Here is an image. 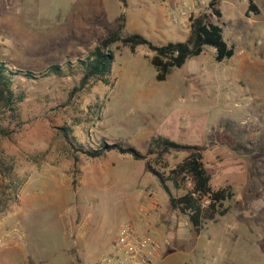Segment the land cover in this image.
Returning <instances> with one entry per match:
<instances>
[{"label": "rangeland", "instance_id": "1", "mask_svg": "<svg viewBox=\"0 0 264 264\" xmlns=\"http://www.w3.org/2000/svg\"><path fill=\"white\" fill-rule=\"evenodd\" d=\"M175 2L127 0L123 8L118 0H0V63L37 74L12 81L19 124L0 107V124L11 131L0 137V235H23L24 264H96L120 224L142 208L153 212L156 202L150 233L170 237L162 264H264V0L218 1L221 17L210 21L234 46L222 62L206 46L158 82L144 47L121 46L112 49L108 85L92 79L78 89L80 72L65 71L117 29L121 14L123 36L184 42L189 28L170 20ZM250 4L257 14L246 16ZM53 65L66 73L47 76ZM62 128L74 146L121 144L142 155L153 137L205 145L211 185L234 191L230 210L198 236L146 171L147 157L112 150L88 158ZM223 131L242 149L212 146ZM182 157L164 156L155 167Z\"/></svg>", "mask_w": 264, "mask_h": 264}, {"label": "trees", "instance_id": "2", "mask_svg": "<svg viewBox=\"0 0 264 264\" xmlns=\"http://www.w3.org/2000/svg\"><path fill=\"white\" fill-rule=\"evenodd\" d=\"M118 1L123 8L127 6V0ZM218 1L210 0L208 7L217 18H220L221 14L215 8ZM250 12L257 14V9L251 4L248 6L246 16ZM123 18V14L118 16L117 29L102 39L88 53L85 60L78 61L77 65L71 68L65 67L66 72H80L78 89L84 88L92 79L100 81L104 85L109 84L114 47L119 49L121 46H126L131 53H134L138 47H144L151 54L149 62L156 71L155 79L158 82L164 81L173 69L183 66L188 59L199 56L206 46L214 49V60L218 63L234 55V46H229L224 41L222 25L208 21L205 15L196 17L191 22L189 35L184 42H168L166 44H154L138 33L123 36ZM65 71L61 66L53 65L48 68L45 74L61 76ZM36 75L29 71L8 69L3 63H0V107L10 112L9 116L18 124L13 107L15 93L12 90V81L16 78L34 80L37 78ZM61 130L64 131L62 135L68 144L76 152L84 154L88 158H98L112 150L120 154H129L136 160L147 157L146 171L156 178L159 187L168 197L170 208L184 215L192 230L198 235L207 224L224 217L230 210L229 203L233 200L234 191L229 185L217 188L211 185V177L203 162V155L207 150L205 145L179 143L164 137H153L147 143L145 154L142 155L134 147L121 144L102 142L96 148L74 146L66 129L62 128ZM10 132L7 127L0 124V137L7 138ZM213 139L212 146L218 144L234 151L242 149L241 144L229 136L226 131L215 133ZM170 154L183 157L171 168L166 163L158 168L155 167L159 160ZM179 191L182 193L174 194ZM5 211L6 206L0 208V214Z\"/></svg>", "mask_w": 264, "mask_h": 264}, {"label": "built area", "instance_id": "3", "mask_svg": "<svg viewBox=\"0 0 264 264\" xmlns=\"http://www.w3.org/2000/svg\"><path fill=\"white\" fill-rule=\"evenodd\" d=\"M209 1L176 0L175 6L178 10L170 16V20L174 24H179L181 18L182 26L186 28L190 27L196 17L202 15H205L210 21L211 17L216 16L208 7ZM152 207L153 212L142 208L140 216L136 220L124 221L120 224L118 234L109 252L102 255L96 264H155L162 247L170 244V238H160L150 233V221L158 214L157 202L152 203ZM151 215H153L152 218H150Z\"/></svg>", "mask_w": 264, "mask_h": 264}, {"label": "crops", "instance_id": "4", "mask_svg": "<svg viewBox=\"0 0 264 264\" xmlns=\"http://www.w3.org/2000/svg\"><path fill=\"white\" fill-rule=\"evenodd\" d=\"M23 243V235H0V264H24ZM164 247L161 249L162 252H165ZM163 260L164 258L160 259L159 255L155 264H162Z\"/></svg>", "mask_w": 264, "mask_h": 264}]
</instances>
